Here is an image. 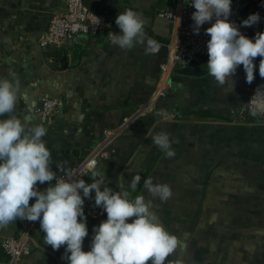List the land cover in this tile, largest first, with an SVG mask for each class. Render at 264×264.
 I'll return each instance as SVG.
<instances>
[{
	"label": "crops",
	"instance_id": "obj_1",
	"mask_svg": "<svg viewBox=\"0 0 264 264\" xmlns=\"http://www.w3.org/2000/svg\"><path fill=\"white\" fill-rule=\"evenodd\" d=\"M65 0H0V77L15 72L23 95L15 115L47 129L43 137L51 152L56 175L76 165L102 136L155 90L160 61L174 37V22L158 13L175 6L176 0H83L112 19L131 8L146 21L144 31L158 48L145 56L136 46L124 51L112 43L114 31L78 35L60 47L42 48L40 33L51 15L64 8ZM244 35L248 36L244 33ZM249 37V36H248ZM250 38V37H249ZM257 57L254 61L259 68ZM208 57L191 65L203 68L200 75L178 71L175 65L170 85L157 104L173 112L167 119L147 115L126 129L106 157L96 159L87 174L99 171L113 191L125 189L130 198L143 195L145 179L167 183L173 195L154 210L165 229L178 237V248L168 259L181 264H264V114H239L251 84L242 65L232 77L234 89L227 92L207 75ZM60 95L64 107L43 123L34 113L45 96ZM7 117H0L6 119ZM167 132L175 151L166 158L152 137ZM95 165V168H94ZM141 176L135 190L129 187ZM48 183L38 184L43 191ZM34 199L30 203H34ZM87 218V217H86ZM89 251L96 222L87 218ZM131 222V221H129ZM21 220L0 227V238L17 235ZM39 221L34 224L31 252L14 264H68L61 257L65 247L53 250L43 240ZM1 245V244H0ZM0 246V261H8Z\"/></svg>",
	"mask_w": 264,
	"mask_h": 264
},
{
	"label": "clouds",
	"instance_id": "obj_2",
	"mask_svg": "<svg viewBox=\"0 0 264 264\" xmlns=\"http://www.w3.org/2000/svg\"><path fill=\"white\" fill-rule=\"evenodd\" d=\"M187 3L195 9L191 15L194 34L199 35L206 23L211 25L205 29L210 37L206 45V69L217 86L224 89L227 86V92L232 91V77L241 65L246 82L251 84L257 57L259 76L264 78V32L249 38L240 31V27L258 24L259 13L250 14L238 26L229 19L232 0H187ZM115 24L122 34H112V43L121 50L139 45L145 56L156 52L158 44L146 36V21L141 13L128 8L120 12ZM22 95L15 72L0 77V117H7L0 119V227L18 219L39 221L44 243L53 250L64 246L61 258L68 264H181L179 260L168 259L178 248V237L165 229L153 204L154 199L164 203L172 198L170 185L153 183L151 177L145 179L143 188L152 197L145 199L143 195L130 198L125 189L113 191L96 170L91 172V183L71 177L57 178L51 152L43 140L46 127L30 124L14 114ZM258 107L264 111V104ZM152 142L166 158L175 157L167 132L154 135ZM140 181L141 176L135 175L129 187L135 190ZM46 182L49 186L39 190L37 185ZM93 191L95 206L106 213L107 219L93 227L90 250L84 251L83 243L88 236L84 202L93 199ZM33 199L35 202L30 203Z\"/></svg>",
	"mask_w": 264,
	"mask_h": 264
},
{
	"label": "built area",
	"instance_id": "obj_3",
	"mask_svg": "<svg viewBox=\"0 0 264 264\" xmlns=\"http://www.w3.org/2000/svg\"><path fill=\"white\" fill-rule=\"evenodd\" d=\"M63 3L65 4L64 8L51 15L47 27L40 33L39 45L42 48L60 47L66 39L78 35H95L104 30H109L111 34V31L118 27L115 20L105 11L92 9L83 0H65ZM246 5H249V8L239 16L238 11ZM231 7L232 15L229 19L238 26L250 14L259 13L260 15L258 24L251 27H240L243 34L253 38L257 32H264V0H232ZM194 11L195 9L187 3V0H176L172 9L158 13L160 16H168L173 20L174 37L167 54L160 61V76L155 90L151 91L152 93L145 101L133 107L117 125L103 129L102 136L97 143L78 159L75 166L66 173L58 174L57 178L67 179L71 177L73 180H84L89 183L87 174L93 161L106 157L117 137L128 129L133 122L150 114L162 119L173 116L172 111L157 104L158 97L163 95L170 85L173 67L175 65H191L208 57L206 45L210 37L205 34V29L211 25L206 23L201 27L199 35L194 34L191 19ZM248 90V94L242 100L239 114L245 117H256L264 114V111L258 107L264 104V85L251 84ZM64 103L65 100L60 95L45 96L35 106L34 113L41 122L45 123L64 107ZM54 183L55 181H53ZM94 196L93 191V199H85L84 213L98 226L101 221L107 219V215L101 208L95 206ZM35 222L21 220V230L17 235L0 238V246L10 258L8 261H0V264H14L31 252Z\"/></svg>",
	"mask_w": 264,
	"mask_h": 264
},
{
	"label": "water",
	"instance_id": "obj_4",
	"mask_svg": "<svg viewBox=\"0 0 264 264\" xmlns=\"http://www.w3.org/2000/svg\"><path fill=\"white\" fill-rule=\"evenodd\" d=\"M249 8V5H246L245 7L241 8L238 11V15L241 16L246 12V10ZM243 67V66H242ZM179 72L189 75H200L205 72L203 68L193 66V65H184L180 69H178ZM252 85H264V78H261L259 76V70L256 68L255 70V79L251 83Z\"/></svg>",
	"mask_w": 264,
	"mask_h": 264
}]
</instances>
